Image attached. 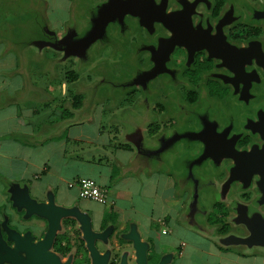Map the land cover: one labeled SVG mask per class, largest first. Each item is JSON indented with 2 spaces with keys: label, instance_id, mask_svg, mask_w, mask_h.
<instances>
[{
  "label": "crops",
  "instance_id": "obj_1",
  "mask_svg": "<svg viewBox=\"0 0 264 264\" xmlns=\"http://www.w3.org/2000/svg\"><path fill=\"white\" fill-rule=\"evenodd\" d=\"M6 7L1 4L0 11H8ZM7 27H11L7 21L0 25V180L26 187L36 199L54 200L63 208L86 214L93 232L114 229L122 233V247L132 260V243L125 236L134 224L148 245L147 252L153 250L159 258L170 254L169 263L244 262L221 252L208 226L185 224L198 211H206L198 194L179 191L185 178H174L167 166H161L167 164L149 141L131 135L118 142L119 133L106 130L101 114L86 115L84 101L79 108L71 106L66 99V74L58 75L52 62L45 68L38 66L42 53L50 61L62 60L63 51L61 57L55 51L59 46L49 52L43 47L45 41L40 46L30 41L27 47V37H22L26 43L12 38L3 32ZM47 72L51 79H46ZM80 177L94 179L106 190L108 202L80 197L78 187L69 186ZM106 233L100 232L104 235L98 239L100 250L111 256L119 252L118 239L107 241Z\"/></svg>",
  "mask_w": 264,
  "mask_h": 264
},
{
  "label": "rangeland",
  "instance_id": "obj_2",
  "mask_svg": "<svg viewBox=\"0 0 264 264\" xmlns=\"http://www.w3.org/2000/svg\"><path fill=\"white\" fill-rule=\"evenodd\" d=\"M1 4L8 11H0V25L3 21L11 24L3 30L4 34L21 41L27 37V43L22 41L27 47L30 41L37 46L45 41L49 43L43 44L46 51L52 52L55 45L61 48L53 50L59 56L63 51L62 60L50 61L42 53L38 66L45 68L52 62L58 75L66 74L68 102L69 96L72 99L74 95H83L85 114H101L106 130L119 133L118 142L131 135L135 140L149 141L167 164L161 166H167L174 178H185L181 193H197L206 205L214 200H228L229 173L218 171L216 166L226 169L230 155H224L217 146L197 150L204 141L203 133H219L218 124H209L215 120L210 111L198 108L202 98L192 105L186 101L179 105L176 101L185 97L186 90L181 85L176 87L179 82H175L169 66L180 65L183 54L182 48L172 52L170 48L185 41L177 30L165 27L170 10L168 0H0ZM152 4L158 6L154 18L148 8ZM181 14L170 15L171 28L176 27L172 23ZM56 37L60 38L57 43L53 41ZM72 73L76 80H70ZM51 78L48 73L46 79ZM231 120L234 119L226 117L222 123L223 133L234 124ZM162 138L167 140L163 142ZM162 147L165 148L160 150ZM219 190L221 194L217 196ZM211 208L204 210L212 211ZM193 222L199 228L208 224L201 212L185 224ZM229 244L235 251L246 253L238 243ZM257 245L261 248V243Z\"/></svg>",
  "mask_w": 264,
  "mask_h": 264
},
{
  "label": "flooded vegetation",
  "instance_id": "obj_3",
  "mask_svg": "<svg viewBox=\"0 0 264 264\" xmlns=\"http://www.w3.org/2000/svg\"><path fill=\"white\" fill-rule=\"evenodd\" d=\"M168 1L170 10L164 25L167 30H177L185 41L170 48L171 52L182 48L183 54L180 65L169 66L175 82H179L176 87L181 85L186 90L185 97L176 101L179 105H184V101L192 105L202 98L198 108L210 111L215 120L208 123L218 124L219 133H203L204 141L197 150L217 146L224 155H230L226 169L216 166L218 171L229 173L228 200L212 201L208 210L213 204L220 207H212L204 214L213 212L219 220L215 225L207 224L213 227L215 246L244 262L216 264H264V0ZM148 8L151 16L156 17L158 6L152 4ZM176 12L183 14L176 17L178 20L172 23L176 27L171 28L170 15ZM166 37L169 39L170 35ZM196 67L201 70L199 78L193 80L186 72ZM209 84L216 93H210ZM191 94L196 95L195 102L188 101ZM226 117H232L234 124L223 133L221 126ZM13 189L11 182L0 180V264H92L75 214L59 217L58 229L50 243L44 245L50 219L15 206L11 199ZM216 194L219 196L221 191ZM30 197L37 203H48ZM52 204L63 207L54 200ZM105 231L106 240L116 237L119 247V252L113 253L106 264H121L122 252L128 251L122 247L123 234L114 229L94 232ZM98 239L94 245L104 253ZM229 242L238 243L246 253L230 248ZM158 261L153 250L147 252V264ZM130 263L137 264L131 253L127 257V264Z\"/></svg>",
  "mask_w": 264,
  "mask_h": 264
},
{
  "label": "water",
  "instance_id": "obj_4",
  "mask_svg": "<svg viewBox=\"0 0 264 264\" xmlns=\"http://www.w3.org/2000/svg\"><path fill=\"white\" fill-rule=\"evenodd\" d=\"M164 19V17H160ZM13 191L11 194V199L14 201V205L18 207H24L28 213H37L39 215L48 217L50 219V227L46 238L43 240V244H49L53 238L56 230L58 229L59 217L66 216L68 214H75L81 223V230L83 236L86 239L87 247L90 251L92 264H106L110 259L109 251L100 253L94 245V240L98 238H103L104 235L100 233H95L91 229L89 217L84 213H78L72 209H65L63 207H58L52 204L49 200L48 203H37L28 194L26 187L21 188L19 184H13ZM197 195V193H194ZM126 239L131 241L132 248L134 250V260L137 264H147V249L148 245L141 240L140 235L134 224H131L130 231L125 236ZM41 243V244H42ZM128 251H123L121 254L120 263L127 264ZM171 259V255H163L159 258L158 264H167Z\"/></svg>",
  "mask_w": 264,
  "mask_h": 264
},
{
  "label": "built area",
  "instance_id": "obj_5",
  "mask_svg": "<svg viewBox=\"0 0 264 264\" xmlns=\"http://www.w3.org/2000/svg\"><path fill=\"white\" fill-rule=\"evenodd\" d=\"M69 186H77L79 190V196L85 199H89L101 204L108 202L107 192L104 188L100 187L98 183L89 177H80L69 183ZM166 230L163 229L162 233Z\"/></svg>",
  "mask_w": 264,
  "mask_h": 264
},
{
  "label": "trees",
  "instance_id": "obj_6",
  "mask_svg": "<svg viewBox=\"0 0 264 264\" xmlns=\"http://www.w3.org/2000/svg\"><path fill=\"white\" fill-rule=\"evenodd\" d=\"M2 7H4V6H2ZM200 70H201L200 68L196 67L195 70H192L191 72H186V73H187L188 75L192 76L193 80H197V79L199 78ZM71 76L74 77L73 80H76V79H77V76H76L74 73H72ZM208 87H209V91H210L211 94H214V93L217 92V91L214 90V88L212 87L211 84H209ZM83 99H84V97H83V95H81V94L74 95V96L72 97V99L70 100L71 106L74 107V108H79V107H81V105L83 104ZM195 100H196V95H195V94H191V95L188 96V101H189V102H195ZM155 128H157V125L155 126ZM155 128H154V129H155ZM198 201H199V203H201L202 208H203V211H206V210H204V209H206L207 207H209V204L206 205V204L202 203L200 200H198ZM201 205H200V204L197 205V207H198L197 209H198V210L201 209ZM212 207H213V208H215V207H220V205L213 204ZM198 212H199V211H198ZM198 212H197V213H198ZM197 213H196V214H197ZM204 213H205V212H204ZM218 221H219L218 218L216 217V215H215L213 212H210V213H208V214L206 215V222H205V223H208L210 226L215 225V223L218 222ZM208 228L211 229L210 231H212V228H213V227H208Z\"/></svg>",
  "mask_w": 264,
  "mask_h": 264
}]
</instances>
